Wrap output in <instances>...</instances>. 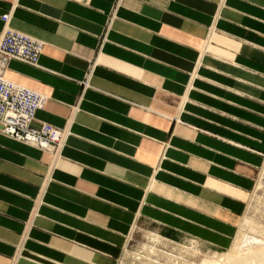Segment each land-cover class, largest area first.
Wrapping results in <instances>:
<instances>
[{
	"label": "crops",
	"instance_id": "obj_1",
	"mask_svg": "<svg viewBox=\"0 0 264 264\" xmlns=\"http://www.w3.org/2000/svg\"><path fill=\"white\" fill-rule=\"evenodd\" d=\"M4 14L43 43L4 78L46 97L33 126L62 137L47 152L0 135V264H116L152 212L237 222L264 162V0H0Z\"/></svg>",
	"mask_w": 264,
	"mask_h": 264
},
{
	"label": "rangeland",
	"instance_id": "obj_2",
	"mask_svg": "<svg viewBox=\"0 0 264 264\" xmlns=\"http://www.w3.org/2000/svg\"><path fill=\"white\" fill-rule=\"evenodd\" d=\"M186 96H182L181 107ZM252 181L248 199L234 225L210 219L206 223L203 216L192 212L189 217L199 216L205 224L170 215L156 216L153 212L151 221L149 214H143L131 228L116 264H226L239 236L244 238L245 250L254 248L256 240L264 243V162Z\"/></svg>",
	"mask_w": 264,
	"mask_h": 264
},
{
	"label": "built area",
	"instance_id": "obj_3",
	"mask_svg": "<svg viewBox=\"0 0 264 264\" xmlns=\"http://www.w3.org/2000/svg\"><path fill=\"white\" fill-rule=\"evenodd\" d=\"M41 50L40 43L16 31L5 30L0 36V135L52 152L60 144L61 131L45 123L33 126L34 114L46 97L4 78L10 60L33 66Z\"/></svg>",
	"mask_w": 264,
	"mask_h": 264
},
{
	"label": "bare ground",
	"instance_id": "obj_4",
	"mask_svg": "<svg viewBox=\"0 0 264 264\" xmlns=\"http://www.w3.org/2000/svg\"><path fill=\"white\" fill-rule=\"evenodd\" d=\"M4 15L6 16V20L3 22V24H4L3 32L5 30H12L8 26L10 18H11L10 14H4ZM12 31H14V30H12ZM18 33H21V32H18ZM21 34H23V33H21ZM23 35L27 36L26 34H23ZM27 37L34 40V38H31L30 36H27ZM34 41L40 43L43 47L42 42H40L39 40H34ZM37 63H38V60H37ZM37 63L33 66H37ZM243 239L244 238L242 236H239L237 238V240L233 246V251L230 254V257H227V259L225 260V263L226 264H264V243L258 242V240H256L254 248L252 247L251 249L245 250L246 248L244 249V247H243ZM250 245H252V244L250 243Z\"/></svg>",
	"mask_w": 264,
	"mask_h": 264
}]
</instances>
